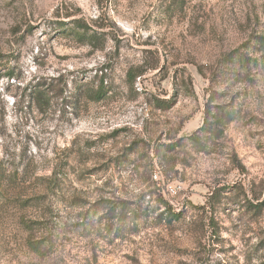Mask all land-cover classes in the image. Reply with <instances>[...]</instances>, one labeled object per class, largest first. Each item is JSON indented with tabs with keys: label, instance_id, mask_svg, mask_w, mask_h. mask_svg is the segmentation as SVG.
<instances>
[{
	"label": "rangeland",
	"instance_id": "1",
	"mask_svg": "<svg viewBox=\"0 0 264 264\" xmlns=\"http://www.w3.org/2000/svg\"><path fill=\"white\" fill-rule=\"evenodd\" d=\"M0 264H264V0H0Z\"/></svg>",
	"mask_w": 264,
	"mask_h": 264
},
{
	"label": "trees",
	"instance_id": "2",
	"mask_svg": "<svg viewBox=\"0 0 264 264\" xmlns=\"http://www.w3.org/2000/svg\"><path fill=\"white\" fill-rule=\"evenodd\" d=\"M81 29H83V26H82ZM102 93H103L102 90H98V91L94 94V96H93V100H96V101L100 100V99L103 97V96H102ZM46 95H47L46 92H44V90H42V89H40V88H36V89H34V91H33V96L35 97V100H36L37 102H39V100H41V99H45Z\"/></svg>",
	"mask_w": 264,
	"mask_h": 264
},
{
	"label": "built area",
	"instance_id": "3",
	"mask_svg": "<svg viewBox=\"0 0 264 264\" xmlns=\"http://www.w3.org/2000/svg\"><path fill=\"white\" fill-rule=\"evenodd\" d=\"M166 189H167V191H169V192H172V193L174 192L171 186H167Z\"/></svg>",
	"mask_w": 264,
	"mask_h": 264
}]
</instances>
